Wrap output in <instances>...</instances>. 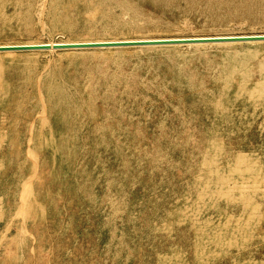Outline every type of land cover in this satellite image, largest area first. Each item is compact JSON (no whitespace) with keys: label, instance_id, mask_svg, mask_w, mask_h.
I'll return each instance as SVG.
<instances>
[{"label":"rangeland","instance_id":"rangeland-1","mask_svg":"<svg viewBox=\"0 0 264 264\" xmlns=\"http://www.w3.org/2000/svg\"><path fill=\"white\" fill-rule=\"evenodd\" d=\"M30 1L27 12L0 8V42L264 32V0H135L136 14L91 0L69 6L61 25L56 7L68 0ZM242 47L176 51L200 56L185 76L208 90V104L185 108L161 73L156 87L149 75L135 83L136 58L163 72L168 50L0 57V264H264V43ZM227 60L249 63L236 73L251 74L250 88L223 86ZM95 69L110 76L103 87L119 98L120 121L110 104H85ZM49 71L83 111L58 114ZM224 89L240 113L217 117ZM247 89L260 100L235 102Z\"/></svg>","mask_w":264,"mask_h":264},{"label":"bare ground","instance_id":"bare-ground-1","mask_svg":"<svg viewBox=\"0 0 264 264\" xmlns=\"http://www.w3.org/2000/svg\"><path fill=\"white\" fill-rule=\"evenodd\" d=\"M11 1H13L12 4L14 5V7H12L8 3L9 2L8 0H0V8L5 15H10L11 13H13L15 11V9L17 12H19V11L23 12L27 8H29L31 5L30 0H11ZM100 1L103 2L104 0H100ZM88 2H91V0H68V3H66V4L65 3L59 4L56 7V11L58 13L56 15V21H57L56 24L61 25L65 22H67L68 15H66V9H68L69 6H73V7H76L78 9H81V7L85 3L87 4ZM110 2L115 5V8L117 9V11H120V10L125 11L126 10L127 12H129L131 14L137 13L138 7H137L135 0H110ZM167 2H168V0H167ZM247 2H255V0H237L236 1V3H238V6L242 5L243 3H247ZM171 3H173L172 0H171ZM197 3H199V2H197ZM219 3H221V2H219ZM223 3L224 2H222V4ZM214 5H216V4H214ZM186 6H188V5H186ZM178 7H179V5H178ZM175 8H177V7H175ZM27 10L25 12H27ZM108 15L110 17L112 16L110 13H108ZM258 35L262 36V35H264V32H260V31L259 32H225V33H213V34H211V33H200V34L196 33V34H188V35H163V36L143 35V36L96 38V39H59V40H54V41L22 40V41H14V42H8V41L0 42V46H15V45H27V46L52 45V46H54V45H58V44L87 43V42H112V41H125V40H165V39H175V38H215V37L217 38V37L258 36ZM263 43H264V40H249V41L202 42V43H188V44H165V45L122 46V47H102V48H59V49L50 48V49L51 50L53 49V50L59 52L60 55L63 56L62 58H70L73 60L77 58V55L75 54V52H83V51H90V50L91 51H98V52L99 51H106L109 53H112L115 51H124V50H128V51L139 50V52H141V51L146 52V51H152V50H155V51H157V50H168L166 52L169 53V55H171L172 57L170 58V62L166 65L163 72L159 71V68H155L153 66H147L146 62L144 63L142 58H136V60L134 61V68L136 67V71H135V73L133 71V73L135 74V83L137 84V87L139 88L140 85L142 83H144L143 79H146L145 77L149 75L150 86L152 85V87H156L158 85V83L155 81V74L161 73L163 76V79L165 80V83H168L170 86L172 83L174 84V86L172 87V90H171V92H172L171 98L175 97L176 100L179 102V105L182 106L181 108H185V106L188 103H190L193 107H195L197 105L199 106L198 103H200V101H202L205 98V96H204V92L206 90V87L204 86L205 83H203L202 80H200V81L197 80L198 82H196L195 80L193 81L192 79H190L191 77L188 78L185 76L186 69L183 67L184 64L189 62L192 59L197 60L198 56H199L198 54L197 55H191L193 53V51L199 50L201 48H205L207 46H225V47H227V46H238V45L244 46L245 45L247 47H242V48L254 49V48H259L261 46V44H263ZM182 47H189V48L192 47L195 50L186 51L183 54L178 53V52H180L179 48H182ZM46 50L48 51L49 49H29V50H12V51L5 50V51H0V57H2L4 54H5V57L12 56V57H17V58H19L21 56H25V55L34 56L35 54L47 52ZM176 51H178V52H176ZM109 53H106V54H109ZM200 60H201V58H200ZM151 64L153 65L152 62H151ZM248 65H249V63H246L242 66H239L235 62H232V60L231 61L230 60L225 61L223 68L229 77L227 79V83H225L226 85H223V86H227L230 88H236V87H238L237 86L238 82L241 83V85L243 87L244 86L246 87L249 84H251V81H252L251 80L252 79L251 74H248L247 72H245L246 75L243 74V76L240 78V75H238L240 72L236 73L239 70L247 67ZM196 69H198V68L196 67ZM90 71H92V72H90L89 76H97V79L99 80V82H98L99 86L95 87V88H91V87L87 86L88 89L86 90L87 91L86 93L88 94L89 98L87 97V99L85 100V104H87V106H89L92 102H94L96 100H100L103 104L108 105V106L110 104L113 106V109H111V111L113 110V113H111L112 119H114L116 121H120L122 119L121 116L123 114H122V107H121V103L119 101V98L115 95V93H109V92L105 91V89L103 87V85L106 84L110 80V76L108 74H105L101 70H100L101 72L99 70H96V69L90 70ZM201 71H202V69H201ZM50 72L51 71H49L48 74L46 75L45 88L48 89L49 91H51L50 92L51 102L53 101L52 93H54L55 91L60 92L62 100L59 97H55V99H56L55 104H56V107L59 109L58 114L60 116L66 115L67 114L66 111H70L72 109L77 111V112L83 111L85 109V107L81 106L77 102V99H75V100L71 99L69 94L71 93L73 95V93L72 92L68 93V88H66L64 82L63 81L61 82L60 80H56L54 75L50 74ZM122 72L123 71H121V73ZM192 72H193V70H192ZM194 73H196V71ZM202 73H203V71H202ZM199 76H201V75H199ZM198 78H196V79H198ZM210 78H211V76H210ZM238 78L240 79V81ZM115 81L117 84L122 86L127 80H125V76L118 73L117 77L115 78ZM255 86H260V83H256ZM248 88H250V87L248 86ZM207 89H209V88L207 87ZM183 90H185V91H183ZM142 91H143V89H141V92ZM186 91L190 92L191 95H189V97H186L187 96V95H185ZM135 92H134V90L130 91V93L133 95ZM206 92H208V90H206ZM228 93H229V91H226V90L219 92V94L221 96L220 103H222V104L217 105L215 110H213V111H215L214 113L216 114L217 117H220L222 115L231 114L233 112L234 113H240L235 109V103L234 102H230V99H229V101H226L227 97H228ZM40 94H41V92H40ZM207 94H210V93H207ZM207 94H206V96H207ZM253 94H254V91L251 89H247V91L244 90V92L237 93V97H235L236 95L234 96L236 98L235 102L241 101V102H247L248 103V101H250V100H255V101L260 100V99H256L257 97H260V96L253 97L252 96ZM54 95H55V93H54ZM73 96H74V98H76L75 95H73ZM212 96L210 94V97H212ZM142 100L144 102L145 97H143ZM42 101H44L43 98H42ZM204 101H205V99H204ZM205 103H207V102L205 101ZM2 104H3V98H0V106ZM139 104H140V102H139ZM169 104H172V103L169 102ZM42 105H44V104H42ZM200 107L204 108L205 106L204 107L200 106ZM181 108H179V109H181ZM201 108H200V110H201ZM187 109H185V110H187ZM196 109H198V108H196ZM43 110L44 109H42V111ZM176 111H178V110H176ZM45 113H51V112L45 111ZM45 113L43 115H45ZM192 113H193V111H192ZM128 116L132 117V114L129 113ZM212 116H213V113H212ZM205 117H206V115H205ZM129 119H131V118H129Z\"/></svg>","mask_w":264,"mask_h":264},{"label":"water","instance_id":"water-1","mask_svg":"<svg viewBox=\"0 0 264 264\" xmlns=\"http://www.w3.org/2000/svg\"><path fill=\"white\" fill-rule=\"evenodd\" d=\"M264 40V35L258 36H233V37H215V38H175L165 40H125L112 42H87V43H71L58 45H40V46H0V51L12 50H29V49H59V48H102V47H122V46H145V45H165V44H188L202 42H225V41H249Z\"/></svg>","mask_w":264,"mask_h":264}]
</instances>
